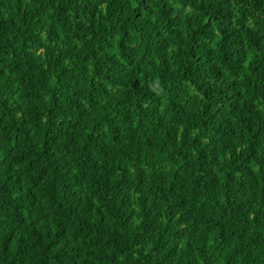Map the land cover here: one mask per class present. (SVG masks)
Masks as SVG:
<instances>
[{
  "label": "trees",
  "instance_id": "trees-1",
  "mask_svg": "<svg viewBox=\"0 0 264 264\" xmlns=\"http://www.w3.org/2000/svg\"><path fill=\"white\" fill-rule=\"evenodd\" d=\"M0 264H264V0H0Z\"/></svg>",
  "mask_w": 264,
  "mask_h": 264
}]
</instances>
